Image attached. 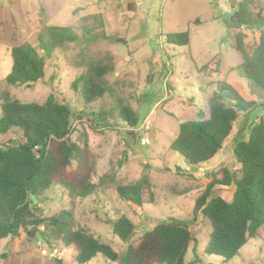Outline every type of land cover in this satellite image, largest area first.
<instances>
[{
  "label": "rangeland",
  "instance_id": "obj_1",
  "mask_svg": "<svg viewBox=\"0 0 264 264\" xmlns=\"http://www.w3.org/2000/svg\"><path fill=\"white\" fill-rule=\"evenodd\" d=\"M244 0H0V94L25 103L46 101L54 94L73 113L71 139L82 144L85 135L97 157L94 181L113 175L121 183L136 181L146 171L154 185L155 203L137 208L120 201L112 185H104L86 200L71 202L53 187L37 202L44 218L70 212L76 223L108 243L120 255L129 244L137 245L142 235L169 219L184 223L195 239L186 262L201 264H264V226L249 239L229 263L207 256L211 226L195 214L196 199L210 182L212 173L240 165L234 155L237 141L248 140L253 124L264 120V91L256 89L240 66L236 36L242 31L249 49L260 41L263 30H240L229 20ZM264 10V0H254ZM73 27L79 36L66 50H57L47 60L44 80L12 87L6 83L11 71V49L30 44L38 47L44 26ZM189 32V45H176L171 36ZM110 55L115 70L106 77L112 94L84 106L73 90V82L90 62ZM220 71L216 72V61ZM208 66L207 69H204ZM227 82L246 101L257 106L240 113L232 136L208 164L191 167L169 147L179 126L207 119L208 101L218 86ZM119 102L131 105L139 119L129 129L120 117ZM146 139L150 143L143 145ZM22 132L13 129L0 135V147L24 142ZM74 167V166H73ZM221 178V176H219ZM235 189L217 187L214 196L231 201ZM126 216L136 226L125 244L113 234V223ZM196 254V255H195ZM0 264H78L75 252L50 243L37 232L0 240ZM86 264H120L97 255Z\"/></svg>",
  "mask_w": 264,
  "mask_h": 264
},
{
  "label": "trees",
  "instance_id": "obj_2",
  "mask_svg": "<svg viewBox=\"0 0 264 264\" xmlns=\"http://www.w3.org/2000/svg\"><path fill=\"white\" fill-rule=\"evenodd\" d=\"M226 23L240 30H263L264 10L254 0H244ZM170 38L176 45L190 43L189 32ZM246 38L242 31L236 36L235 48L243 59L240 68L256 89L264 91V35L252 49L245 44ZM78 40L73 27L45 25L38 37V47L22 44L11 49V71L6 83L19 87L43 81L47 60L55 51L66 50ZM215 61L219 72L220 60ZM114 70L110 55L84 68L72 84L84 106L112 94L106 77ZM213 85L218 88L209 98L207 119L182 123L169 147L191 167L208 164L224 149L240 113L248 114L257 106L254 101L244 100L227 82L210 84ZM119 105L120 117L127 128L137 129L136 111L131 105L121 102ZM72 116L71 108L60 103L54 94L42 104L21 102L8 92L0 94V135L18 129L25 139L10 148L0 147V240L37 232L50 243L72 249L78 264H86L97 255L120 264H201L196 254L195 260L186 262L196 241L189 228L174 218L145 232L137 245L129 244L120 255L111 245L79 226L70 212L49 218L40 214L36 204L53 187L71 202L92 197L106 184L114 186L120 201L131 206L142 208L156 201L154 185L146 171L148 166L136 181L128 184L113 175L93 180L97 157L89 147L87 135L81 145L71 139ZM233 151L239 172L223 168L209 175L210 182L194 205L195 214L205 218L212 229L204 254L218 256L225 263L235 259L264 226V120L253 124L249 139L237 141ZM217 187L234 188L232 200L214 196ZM135 229L126 216L118 217L112 228L113 234L125 244L131 241Z\"/></svg>",
  "mask_w": 264,
  "mask_h": 264
},
{
  "label": "built area",
  "instance_id": "obj_3",
  "mask_svg": "<svg viewBox=\"0 0 264 264\" xmlns=\"http://www.w3.org/2000/svg\"><path fill=\"white\" fill-rule=\"evenodd\" d=\"M149 143H150V142H149L148 140L144 139L142 144H143V145H148Z\"/></svg>",
  "mask_w": 264,
  "mask_h": 264
}]
</instances>
